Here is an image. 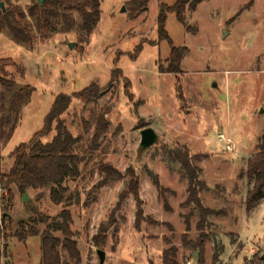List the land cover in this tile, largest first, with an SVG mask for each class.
I'll list each match as a JSON object with an SVG mask.
<instances>
[{
  "label": "rangeland",
  "instance_id": "rangeland-1",
  "mask_svg": "<svg viewBox=\"0 0 264 264\" xmlns=\"http://www.w3.org/2000/svg\"><path fill=\"white\" fill-rule=\"evenodd\" d=\"M129 1H102L100 22L87 45L80 44L75 32L56 31L47 40L34 32L29 48L15 42L6 29L0 32V60L10 61L7 74L17 88L34 89L12 138L3 144L1 173L9 174L10 154L42 129L58 95L72 96L96 83L100 99L87 104L73 99L62 116L68 130L85 139L78 150L85 156L80 176L65 183L68 195L79 196V202L68 209L80 264H99L97 251L105 252L104 264H164L163 252L169 248L177 251L176 264H200L198 252L182 244L183 239L196 242L199 234L196 214L190 218L189 230L185 225L193 206L185 205L187 180L175 159L178 151L202 170L200 180L206 184L200 193L202 204L225 214L211 217L203 231L208 238L203 264H264V200L246 211L245 198L253 181L242 174L264 128V0H205L195 11L184 12V24L173 11L178 0H150L147 11L133 19L126 10ZM13 3L24 9L29 4L27 0ZM161 10L172 46L159 36ZM139 46L142 50L134 57ZM172 48L182 53L176 75L164 73ZM115 69L130 82L132 98L126 93V81L112 78ZM102 112H108L109 130L94 144L93 125ZM142 127L158 136V142L146 150L140 147ZM102 165L121 174L134 172L147 220L139 230L135 228L136 207L130 197L114 224L99 236L104 246L98 247L93 240L99 225L129 182V178L109 179L99 171ZM10 191L12 207L5 212L2 205L9 196L0 184V227L3 214L11 227L7 239H0V264H40L45 225L38 226L39 236L24 242L10 234L18 223L29 224L35 217L25 206L55 217L64 205L51 202L49 189L27 191L26 203L25 194L16 187ZM215 250L221 251L217 261Z\"/></svg>",
  "mask_w": 264,
  "mask_h": 264
},
{
  "label": "trees",
  "instance_id": "trees-1",
  "mask_svg": "<svg viewBox=\"0 0 264 264\" xmlns=\"http://www.w3.org/2000/svg\"><path fill=\"white\" fill-rule=\"evenodd\" d=\"M29 4L26 8L14 4L13 0H0L3 4V10L0 8V32L6 29L15 42L32 47L34 32L40 35L44 40L50 38L53 32L68 35L73 32L77 34L81 45H87L91 34L97 28L101 17V3L103 0H27ZM205 0H178V3L168 11H175L177 21L184 24L183 14L186 10L195 11L197 5ZM150 0H130L127 5V11L131 19L147 11ZM165 12L161 10L158 18V31L160 38L168 40L169 45L172 42L165 33ZM34 22V30L32 28ZM142 50L139 46L134 57ZM171 60L164 73L176 75L182 61V53L178 49L172 48ZM10 64L9 60H0V184L8 193V199L3 203L2 208L5 212L10 211L12 207L13 196L10 187L17 188L21 195L27 191H43L49 189V197L52 203L64 205L63 209L55 217H50L41 213L37 207L27 205L25 209L35 217L29 224L18 223V228L12 238L19 242H24L29 237L40 235L39 225H45V230L40 235V264H80L81 253L76 241V234L72 230L73 220L69 211V206L78 203L79 196L76 194L68 195L69 189L65 185L66 181L77 179L80 176L79 166L84 162V155H79L78 150L85 142L81 135L74 136L67 128L62 116L71 108L73 99L84 104L97 101L101 98L100 88L96 83H91L82 91L67 96L58 95L52 104L50 111L44 117L42 129L35 133L27 143L20 144L10 157L13 159V165L8 175L1 173L2 147L8 142L14 133L15 127L20 119L22 110L29 104L34 89L30 86L16 87L14 80L7 74L6 66ZM122 77L127 83V92L129 99L133 97L129 93L130 82L123 76V73L115 69L112 72V78ZM177 96L180 98V84L176 87ZM108 112L100 113L94 123V135L91 138L92 143H96L100 136L109 130V123L106 120ZM9 129L7 130V128ZM142 130L146 127H142ZM141 130V131H142ZM51 136L50 139L48 137ZM87 150V149H86ZM85 153V151H84ZM83 153V154H84ZM176 161L181 165L187 180V199L185 205H192L188 217H185V225L189 230L190 218L197 215L198 222L196 230L199 234L196 242H188L183 239L182 244L192 251L198 252L199 263H204V243L206 236L203 231L210 224L209 219L213 216H221L216 212L205 207L200 199V193L206 189V184L200 180V168L192 167L191 157L182 155L180 151L175 153ZM99 171L106 174L109 179L123 181L129 178L123 192L118 195V202L107 218L100 223L98 236L94 237L96 246L102 247L99 236L106 234L109 227L115 222V215L123 208L126 200L130 197L135 202V228L140 229L142 223L146 221L142 209V200L140 198V183L131 170L121 174L117 170L108 166H99ZM242 174L253 181L252 188L247 192L245 198L246 211L253 210L258 203L264 200V128L261 136L257 140L255 153L246 163ZM157 187L158 184L156 183ZM68 195V196H67ZM74 201V202H73ZM5 214H3L4 216ZM7 217V216H6ZM2 218L0 227V239L6 240L10 227L9 219ZM107 220V221H106ZM55 234H60L61 238ZM208 239V238H207ZM103 240V238H102ZM100 242V243H99ZM235 244V241H231ZM101 245V246H99ZM218 249V248H217ZM177 251L169 248L163 252L164 264H176ZM215 250L214 261H217L219 254ZM8 264V263H5Z\"/></svg>",
  "mask_w": 264,
  "mask_h": 264
},
{
  "label": "water",
  "instance_id": "water-1",
  "mask_svg": "<svg viewBox=\"0 0 264 264\" xmlns=\"http://www.w3.org/2000/svg\"><path fill=\"white\" fill-rule=\"evenodd\" d=\"M42 2H43V0H40V3H42ZM0 8L2 10L4 8L2 3H0ZM123 11L125 12V8L123 9ZM140 136H141L140 147L142 150H146L158 142V136L156 135L154 130L151 128H146V129L142 130L140 132ZM27 199H28V197L25 194L23 196L24 203L27 202ZM6 216L7 215L5 214L3 217H6ZM97 255L99 257V264H104L105 257H106L105 252L104 251H97Z\"/></svg>",
  "mask_w": 264,
  "mask_h": 264
},
{
  "label": "built area",
  "instance_id": "built-area-1",
  "mask_svg": "<svg viewBox=\"0 0 264 264\" xmlns=\"http://www.w3.org/2000/svg\"><path fill=\"white\" fill-rule=\"evenodd\" d=\"M219 140L220 141H223L224 139H223V137L222 136H220V138H219ZM227 149H230L231 148V146H230V141L229 140H227ZM187 264H191L190 262H188Z\"/></svg>",
  "mask_w": 264,
  "mask_h": 264
}]
</instances>
